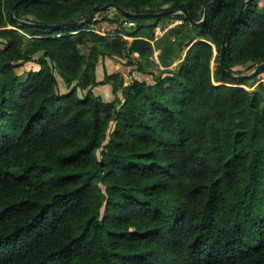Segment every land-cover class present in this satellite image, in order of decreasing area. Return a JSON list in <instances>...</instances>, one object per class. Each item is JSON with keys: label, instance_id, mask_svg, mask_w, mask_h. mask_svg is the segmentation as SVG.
Segmentation results:
<instances>
[{"label": "trees", "instance_id": "trees-1", "mask_svg": "<svg viewBox=\"0 0 264 264\" xmlns=\"http://www.w3.org/2000/svg\"><path fill=\"white\" fill-rule=\"evenodd\" d=\"M16 1L0 0V264H264V83L248 90L218 64L245 2L224 65L238 74L264 62L257 0H217L201 27L176 15L184 56L128 83L118 72L97 80L96 65L148 59L147 18L126 17L133 38L29 23L79 22L112 3L132 14L185 8L199 21L211 0ZM30 61L38 68L19 73ZM102 84L112 100L92 92Z\"/></svg>", "mask_w": 264, "mask_h": 264}, {"label": "rangeland", "instance_id": "rangeland-1", "mask_svg": "<svg viewBox=\"0 0 264 264\" xmlns=\"http://www.w3.org/2000/svg\"><path fill=\"white\" fill-rule=\"evenodd\" d=\"M257 3L260 8L264 9V0H257ZM178 14H182V13L178 10L171 14L161 16L160 18L158 17V19L147 18L145 21L141 22V24L143 25L140 30L141 34H145L146 32L151 31V28L153 32L152 38L149 39L153 47V51L148 58L149 60L137 58L135 55L132 56L131 60H128L127 58H116V57H108V56L101 57L103 59L106 58L107 64L106 66L100 65L99 67V70L97 72L99 81L104 79L105 73L109 74V73L118 72L125 83H128L133 78H137L139 80H145L147 82H152L153 76L159 73L160 70L165 69L166 66H164L162 62H167V60L171 61L170 63H168L167 68L173 69L176 66V63L180 59L178 57L184 56L187 50V47H184V45H182L181 48L177 50L176 47L177 43L174 41V38H177L179 35L183 34V31L185 30L182 19L176 16ZM96 16L115 17L116 11L113 8H108L96 14ZM90 25L91 24H88L89 27ZM136 28L137 26L132 30L134 31L136 30ZM127 35L129 36V38H133L132 36H130V34ZM171 44L174 45V47H176L175 54L172 56V58L170 56L165 59L164 58L159 59L158 55L160 54L161 48L162 47L166 48L168 45ZM81 51L83 53H87L88 47L81 46ZM139 65L143 68V70L148 72L142 73L138 71ZM246 65L237 67L239 69L238 74H249L257 66L255 65L247 68ZM213 67H214V63H212V68ZM37 68L38 65L35 62L30 61L20 66L18 68V71L19 73H23L29 70H35ZM55 74L58 79V85H57L58 91L61 93L66 92L68 89L65 87L63 79L60 77L57 71L55 72ZM261 81H263L264 83V70H261L257 72L256 75H253L252 77L248 78V82L242 86L248 90H253L256 88L257 84ZM92 92L95 95H99L104 101L107 100L109 101L114 98L112 93V87L110 86V84L97 85L92 89ZM118 97H120V95Z\"/></svg>", "mask_w": 264, "mask_h": 264}, {"label": "water", "instance_id": "water-1", "mask_svg": "<svg viewBox=\"0 0 264 264\" xmlns=\"http://www.w3.org/2000/svg\"><path fill=\"white\" fill-rule=\"evenodd\" d=\"M27 0H17L16 3L14 4L13 8H16L18 4H21L23 2H26ZM217 0H211L209 1L205 6H204V12H203V17L201 20L199 21H194L191 16L188 14V12L186 11L185 8H181L179 11L184 15V17L186 18L187 22L189 23V25L191 27H201V25L203 24V22L206 20V14H207V10L210 6H212ZM246 4V2L242 5V8L240 9V11L238 12V14L236 15V17L227 24L224 34H223V38H222V44H221V49H220V55H219V68H220V73L223 76H228V78L232 79V80H237V81H243L247 78L252 77L253 75H256L257 72L264 70V62L259 63L254 70H252L249 74H234L232 73L230 70H227L225 68L224 65V53H225V47H226V43H227V38H228V34L231 30V28L233 27V25L236 22V19L240 16L242 9L244 7V5ZM108 8H113L116 12H118L119 14L125 16V17H137V18H155V17H161L164 15H168L171 14L173 12H175L174 10H168V11H162V12H158V13H143V14H132L131 12L124 10L120 7H118L116 4L112 3V4H107L104 6H94L91 14L81 20V21H75V22H66V23H61V24H34V23H29L32 26H37V27H42V28H47L50 30H58L61 28H71V27H79V26H84L87 25L89 23H91L96 14L108 9Z\"/></svg>", "mask_w": 264, "mask_h": 264}, {"label": "built area", "instance_id": "built-area-1", "mask_svg": "<svg viewBox=\"0 0 264 264\" xmlns=\"http://www.w3.org/2000/svg\"><path fill=\"white\" fill-rule=\"evenodd\" d=\"M135 27L136 22L127 19L125 16H119L114 19L113 17L103 18L95 16L88 30L101 36H121L129 38L127 34Z\"/></svg>", "mask_w": 264, "mask_h": 264}, {"label": "crops", "instance_id": "crops-1", "mask_svg": "<svg viewBox=\"0 0 264 264\" xmlns=\"http://www.w3.org/2000/svg\"><path fill=\"white\" fill-rule=\"evenodd\" d=\"M107 61H106V58H100V60H99V62L97 63V65H96V77H97V80H99L98 79V76H97V72H98V70H99V67H100V65L102 66V65H104V66H106V63ZM102 69V68H101Z\"/></svg>", "mask_w": 264, "mask_h": 264}]
</instances>
